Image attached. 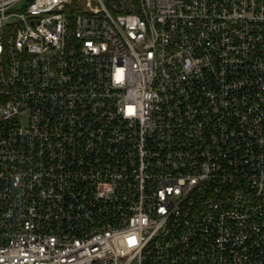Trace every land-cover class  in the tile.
<instances>
[{"label":"built area","instance_id":"obj_1","mask_svg":"<svg viewBox=\"0 0 264 264\" xmlns=\"http://www.w3.org/2000/svg\"><path fill=\"white\" fill-rule=\"evenodd\" d=\"M0 264H264V0H0Z\"/></svg>","mask_w":264,"mask_h":264},{"label":"snow or ice","instance_id":"obj_2","mask_svg":"<svg viewBox=\"0 0 264 264\" xmlns=\"http://www.w3.org/2000/svg\"><path fill=\"white\" fill-rule=\"evenodd\" d=\"M132 242H134V239H133V241Z\"/></svg>","mask_w":264,"mask_h":264}]
</instances>
